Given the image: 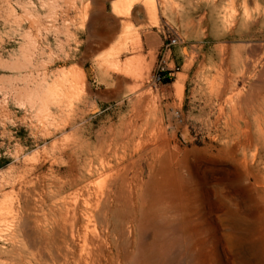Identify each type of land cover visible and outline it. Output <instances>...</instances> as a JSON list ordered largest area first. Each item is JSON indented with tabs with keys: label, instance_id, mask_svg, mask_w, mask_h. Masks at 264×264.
<instances>
[{
	"label": "rangeland",
	"instance_id": "obj_1",
	"mask_svg": "<svg viewBox=\"0 0 264 264\" xmlns=\"http://www.w3.org/2000/svg\"><path fill=\"white\" fill-rule=\"evenodd\" d=\"M123 1L0 0V264H63L66 253L76 264L78 250L51 224L31 227L28 209L53 217L39 196L74 170L83 181L64 196L103 191L102 170L85 165L137 156L147 141L152 264H235L230 210L264 264V0H142L119 16ZM147 31L178 41L169 84L152 83L161 58L143 47Z\"/></svg>",
	"mask_w": 264,
	"mask_h": 264
},
{
	"label": "bare ground",
	"instance_id": "obj_2",
	"mask_svg": "<svg viewBox=\"0 0 264 264\" xmlns=\"http://www.w3.org/2000/svg\"><path fill=\"white\" fill-rule=\"evenodd\" d=\"M141 1L142 0H125L120 4H116L114 6V11L119 16H128L131 8ZM146 3L148 4L149 2ZM152 3L154 6L156 5L154 2H151L148 14L149 18L156 23L157 12ZM140 47L141 43L140 40H138L136 48ZM184 51L186 54L188 53L187 50ZM136 60L141 59L137 57ZM111 66L116 71H119L121 67V65L120 67L119 65ZM147 143L148 141L145 142V144L139 142L136 145V149H141V153L138 152L137 156L131 155L127 157L125 154L119 156L115 153L112 156L113 161L111 158H102L99 160V163L96 164L97 166H95V160H90V162L85 165V169H88L87 176H92L94 170H102V186L104 185V189L103 191L100 190L99 193L91 192V185L87 184L80 189V192L76 191L64 196L68 188L76 187L83 181L84 174L76 170L71 171L65 177L53 178L54 180L49 184L47 192L39 196L42 202V211H49L53 217L46 220V222L41 221L42 219L40 220V218L34 214V207L27 208V218H29L28 221L31 227L32 224L35 229L39 230L49 224L56 227L57 230L55 234H57V236L61 234L59 235L61 240L58 238V241L62 243V245L64 244L67 252L78 250L79 255L76 259V264H103V261H105L106 264H152V240L145 241L144 238L145 233L149 232V229L152 228V222L150 223L146 217L143 216L147 201V194L144 193L146 190H144L143 187L147 184L148 187H150V184L152 185V144L149 146L146 145ZM144 162L148 165L149 171V173H147L149 174V180H147L148 182L145 184L142 183L143 175L145 174H143L141 168ZM75 171L78 174H75ZM132 171H134V173H132ZM41 179H44V177L42 176L38 181ZM29 184L33 186V180H31ZM26 193L22 194L24 195ZM30 195L32 198V194ZM83 195H85L86 198L82 204L83 206H81L79 200L80 196ZM24 197L29 198L27 196ZM25 198L22 197V199ZM18 213L15 214L16 220L19 218ZM230 214L234 219V227L232 229L233 233L235 232L233 234L235 240V242L233 241L235 249L234 263L261 264L260 252L257 251V247L251 245V242L248 241L249 235L243 233L244 228L241 227L243 223L245 227L250 226L246 218L242 217L241 213L237 211L234 212L230 210ZM179 216L181 218V215ZM184 217L186 216H182V219H184ZM97 225L99 226L98 228H96ZM31 227L30 229H32ZM33 231L34 229L31 230V232ZM139 234L140 237L136 242V235ZM109 238L111 240H109ZM202 243L203 242H201L200 246ZM109 245L112 249L111 252V249H108ZM55 248L56 247H54V249ZM67 255L68 253L65 254V263L63 264L69 263Z\"/></svg>",
	"mask_w": 264,
	"mask_h": 264
},
{
	"label": "built area",
	"instance_id": "obj_3",
	"mask_svg": "<svg viewBox=\"0 0 264 264\" xmlns=\"http://www.w3.org/2000/svg\"><path fill=\"white\" fill-rule=\"evenodd\" d=\"M178 45V41L176 39H171L165 37L164 44L160 49V63L157 68L153 72L152 75V83L155 87L168 84V81L172 80L173 77V69L168 67V58L172 55L173 49Z\"/></svg>",
	"mask_w": 264,
	"mask_h": 264
},
{
	"label": "crops",
	"instance_id": "obj_4",
	"mask_svg": "<svg viewBox=\"0 0 264 264\" xmlns=\"http://www.w3.org/2000/svg\"><path fill=\"white\" fill-rule=\"evenodd\" d=\"M165 38L158 31H147L142 36L143 47L148 51L158 53L164 44Z\"/></svg>",
	"mask_w": 264,
	"mask_h": 264
},
{
	"label": "trees",
	"instance_id": "obj_5",
	"mask_svg": "<svg viewBox=\"0 0 264 264\" xmlns=\"http://www.w3.org/2000/svg\"><path fill=\"white\" fill-rule=\"evenodd\" d=\"M171 81H168L167 83L169 84Z\"/></svg>",
	"mask_w": 264,
	"mask_h": 264
}]
</instances>
